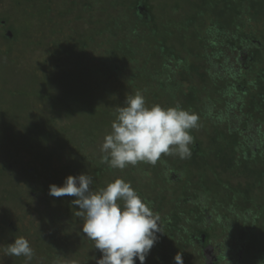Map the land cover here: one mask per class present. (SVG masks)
Wrapping results in <instances>:
<instances>
[{
	"label": "trees",
	"instance_id": "1",
	"mask_svg": "<svg viewBox=\"0 0 264 264\" xmlns=\"http://www.w3.org/2000/svg\"><path fill=\"white\" fill-rule=\"evenodd\" d=\"M98 2L66 0L62 4L57 0H46L42 4L47 8L34 15L36 18L30 10L22 13L30 14L25 22V25L30 24L29 31L22 25L8 26V20L3 18L1 27L12 37L4 35L0 37L1 41L11 46L26 47L20 56L27 58L36 72L35 65L37 68L43 60L47 64V59L37 57L32 47L30 37L37 34L36 28L42 26L45 32L49 31L45 25H52L57 31L64 26L72 30V24L77 22L69 21L61 11H56L53 16L52 6L66 5L68 14L81 11L82 17L88 18V24L97 29L77 35L84 41L76 64L89 71L91 78L86 80L87 74L79 89L71 93V82L75 77L71 74L73 77L65 83L67 89L64 90L63 103H68L69 97L74 98L72 101L78 107L82 106L80 100L89 102L87 89L98 81V93L106 86V101L98 99L99 107H94V103L93 107L85 106L90 113L86 115L90 123L99 124L100 115L104 119L116 118L122 100L139 92L154 105H162L163 108L179 106L196 113L199 116L198 128L205 134V141H201L192 129L190 134L194 137V145H190L193 155L189 159L162 156L155 166L141 162L124 170L112 169L108 165L100 167L97 174L103 178L92 188L99 190L116 179H123L131 183L154 213L160 215L163 233H158L160 241L151 250L146 264L169 263L178 252L182 253L184 264H205L204 249L215 248L211 242L216 232L209 220V212L218 211L217 215L223 216L225 210L247 216L240 226L246 237L239 241L229 239L232 252L238 254L231 261L235 264H264V0H177L170 11L169 22L164 25L154 15L150 0L119 2L118 7L121 8L112 24L103 25L102 20L93 19ZM20 4L16 0V6ZM11 6L15 8V5ZM139 6L143 8L142 13L136 10ZM112 35L118 38L116 42ZM145 45L154 49L148 52L149 57L158 63L167 60L173 63L167 81L162 79L165 73L161 72L160 78L156 70L152 73L148 66H139L141 55L147 50ZM226 45L228 55L223 48ZM119 76L124 77V84L118 85L121 91L114 87L109 89ZM103 80L107 85H103ZM53 89H59V85L54 84ZM26 109L30 112L31 121L22 128H27L29 136L33 135L32 140L39 135L44 138L41 115L34 114V105ZM50 110L54 115L55 108L51 106ZM223 120L227 121L223 124ZM4 126L10 129L9 125ZM46 159L39 165L46 164ZM152 172L154 177H151ZM20 192L19 189L5 192L0 197V206L8 201V193L13 202H20ZM48 193L49 190H39V194ZM51 198L48 194L45 204L50 205ZM75 199L69 196L68 201L51 205L56 206L54 215L68 217L69 235L61 234L63 232L59 228H55L57 233H52L53 229L39 231L38 240L31 245L35 255L28 264H63L57 260V251L68 249V256H71L77 251L73 246L85 250L87 258H101L94 241L82 233L85 217L76 215L79 208L72 203ZM11 226L12 223L8 225L9 244L19 237L16 232L26 228L20 222L15 228ZM29 227L25 232L31 231ZM62 242L69 245L60 248ZM224 256L228 257L227 253L212 260L213 264H219ZM14 264H25V258L18 257ZM85 264H91V261ZM136 264H139L138 259Z\"/></svg>",
	"mask_w": 264,
	"mask_h": 264
},
{
	"label": "rangeland",
	"instance_id": "2",
	"mask_svg": "<svg viewBox=\"0 0 264 264\" xmlns=\"http://www.w3.org/2000/svg\"><path fill=\"white\" fill-rule=\"evenodd\" d=\"M18 1L21 4L16 6V0H0V37L6 36V32L1 27V20L3 18L8 20V26L14 25L18 27L22 25L26 31H29L31 28L30 24L25 25V22L28 20L27 18L30 14H22L24 10H30L34 16L47 8L45 4H42L46 0ZM57 1L62 4L66 2V0ZM122 1L99 0L96 5L97 7H94L96 10L94 9L93 15H96V17L93 19L95 21H98V19L102 20L103 25L112 24L114 16H117L116 14L121 8L118 7V4ZM176 1L150 0L151 5L154 7V15L158 18L159 23L164 25L169 22L170 11L175 7ZM11 5H15V8ZM136 10L142 13L143 8L139 6ZM56 11H61L65 14L69 21L77 19V22L72 24L71 27H74L72 30L67 28V26H64L61 31H57L56 28L47 30L45 32V35H49L46 37L47 42H43L44 46L40 47V53L35 55L40 57L45 52L55 60L58 59L59 55H63L65 57L61 56L59 58V66H57L55 61L53 63L49 61L45 65V61L43 60L37 68L35 65V72L32 67L33 64L27 58L20 56L21 51H26V47L11 46L10 43H3L0 38V197L7 191L10 193L12 189L22 191L20 192V202H13L8 193L6 195L8 201L2 203L0 206V246H5V243L8 245L10 242L11 237L8 235V225L10 223H12L11 227L13 228H15L18 222L26 225V228L29 226V228H32L30 232H25V227L23 231L21 229L20 232H16L19 237L23 236L27 238L30 241V246L38 240L39 231L42 229H53L52 233H57L58 229L55 230V228H59L63 232L61 234L69 235V229L66 224L68 217L66 215L61 218L57 217L53 214L54 207L56 206L51 207L55 203L68 201L69 196L59 198L51 196V204L47 205L45 202L48 194H39V190H49V186L52 184L63 186L68 176H78L80 174H90L94 179L92 186H95L103 178L101 174H97V170L100 167L107 166L101 160L103 156L101 145L104 141V136L111 132L112 119L116 118L112 116L104 119L103 115H100L98 124L97 122L90 123L86 116L90 115L87 109L93 107L92 103H94V107H99L101 103L98 99L102 102L106 101V95L104 94L106 86L100 89L102 90L100 93L97 92L96 87L99 84L98 81L91 84L88 89L85 88L90 94V99L87 103L84 100H80V104L82 103L80 107L72 101L73 97L68 98V103H63L62 101L64 90L67 89L65 83L69 81L70 77H73L70 76L71 74L75 76L71 82V93L79 89L84 83L83 81L87 74L86 80L91 78L89 71L76 64L79 54H76L72 49L69 50L62 46L65 43V36L62 34V31L65 35H75V38H77L79 33L86 34L87 31L91 30L92 32L97 31V29L88 24V18L86 16L82 17L81 11L68 14V6L55 4L52 6L51 14L53 16L56 15ZM80 18L83 20L80 21ZM89 19L92 20V18ZM73 30L76 31L75 34L71 33ZM112 37L116 42L118 38L113 35ZM93 46L89 48L90 51H92ZM223 48L228 55V46L226 45ZM144 49L147 50L143 51L139 66H148L152 70V73L156 70L160 78L159 74L161 72L165 73L162 79L167 81L168 75H170L169 72L173 70V67H171L173 63L168 62V60L165 61L166 65L163 69L164 63L162 61L159 67L160 63L156 59L149 57L150 51L154 49L152 47L149 49L147 45H145ZM6 51L7 53H5ZM31 55L33 56L32 53ZM221 61L223 62L224 59L221 58ZM122 80H124V77L119 76L118 79H115V82L111 83L112 86L108 88L114 87L116 90L121 91L118 85L122 86L124 84ZM151 82L156 83V81ZM54 84L56 86L59 85V89H53ZM103 85H107L104 80ZM55 94L57 95L54 96ZM125 100H122L119 107L125 106ZM56 101L57 103L54 104ZM146 102L149 107L154 105L153 102L147 99ZM32 105L36 108V111L33 110L34 114L41 115L42 122H44L43 130L41 131L44 138L39 135L32 140L33 135L29 136L27 128H22V126L28 125L31 121L30 112L26 107ZM86 105L88 108L85 107ZM51 106L55 108L54 115L51 114ZM226 121L223 120L222 123L224 124ZM51 122H54V125ZM5 124L9 125L10 129L8 126L5 129ZM53 126L54 131L52 130ZM193 131L201 141H205V134H203L201 129L197 128L193 129ZM48 133L49 135L47 136ZM43 159H46V164L39 165V162H43ZM146 164L151 166V164ZM153 174L152 172L151 177H154ZM27 203H30V206H27ZM218 213V211L217 213L209 212V220L213 231L216 232L211 242V244L215 245V248L213 250L210 246L204 249L207 258L205 264H212V260H215L216 257L224 253H227L228 257L224 256L219 264H235L231 260L238 256V254L232 252L233 249L230 248L232 242L229 239L234 238L236 241H239L246 237V234L241 232L240 226L245 223L244 218L247 216L239 213L231 214L226 210L222 213L223 216L217 215ZM200 224L203 227V223L201 222ZM68 245V243L66 245L62 242V247L60 248L67 247ZM73 247L83 254V256H80L77 251L68 256V249L64 252L58 250L56 254L57 260L60 259L63 264H85L88 260L91 261V264H96V260L87 258L85 250L82 251L81 247ZM3 254V248L0 247V264H14V261L18 258L8 257ZM57 262L59 261H54L53 263ZM173 263L174 259H170L169 263L161 264Z\"/></svg>",
	"mask_w": 264,
	"mask_h": 264
},
{
	"label": "clouds",
	"instance_id": "3",
	"mask_svg": "<svg viewBox=\"0 0 264 264\" xmlns=\"http://www.w3.org/2000/svg\"><path fill=\"white\" fill-rule=\"evenodd\" d=\"M117 111L111 132L101 145L102 163L110 168L124 170L141 162L155 166L162 156L189 159L193 155L190 145H194V137L190 133L199 127L196 113L179 106L149 107L139 92L127 96L125 106ZM93 184L90 174L70 175L63 186L50 185L48 194L76 197L72 201L79 208L76 215L85 217L82 233L102 254L96 264H136L137 259L139 264H146L160 241L158 233H163L160 215L128 181L116 179L99 190H94ZM0 247L5 256L24 257L25 264L35 255L30 241L23 236ZM174 262L184 264L182 253L176 254Z\"/></svg>",
	"mask_w": 264,
	"mask_h": 264
},
{
	"label": "flooded vegetation",
	"instance_id": "4",
	"mask_svg": "<svg viewBox=\"0 0 264 264\" xmlns=\"http://www.w3.org/2000/svg\"><path fill=\"white\" fill-rule=\"evenodd\" d=\"M51 13H52V11H51ZM34 18H35V16H34ZM75 21H77V20H75ZM41 27L36 28V33L37 34L34 35V36H32V37H30V39H32L31 40L32 47L36 50L37 54L40 53L39 52L40 47L41 46H44L43 45V42H47L46 37L49 36V35H45L46 30L44 32V29L42 30ZM45 27L48 28L49 30H51V29L54 28V26H52V25H48V26L45 25ZM62 34L65 36V43L62 44V46L66 47L69 50L72 49V51H75L76 54L77 53L78 54H81V52H82V50H81V42L84 41V38H82L80 36H77V38H75V35H65L63 33V31H62ZM64 53L68 55V53L66 51H64ZM83 53H85V51ZM48 56L49 55L47 53H45V52L42 53V58L44 57V58L47 59L46 60L47 61V64L49 63V61L52 62V63L55 61L57 63V66H59L60 65V63H59L60 62V59L59 58L61 56H63V55H59V57H58L57 60L52 59L51 56H49V57ZM79 57H80V55L77 56V60L80 59ZM202 241H203V239H202Z\"/></svg>",
	"mask_w": 264,
	"mask_h": 264
},
{
	"label": "water",
	"instance_id": "5",
	"mask_svg": "<svg viewBox=\"0 0 264 264\" xmlns=\"http://www.w3.org/2000/svg\"><path fill=\"white\" fill-rule=\"evenodd\" d=\"M8 36H12L10 32L8 33ZM203 240H204V238H203Z\"/></svg>",
	"mask_w": 264,
	"mask_h": 264
}]
</instances>
